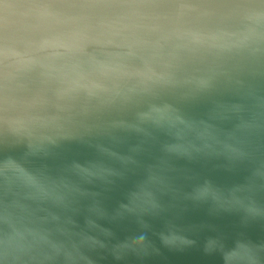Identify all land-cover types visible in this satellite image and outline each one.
I'll return each mask as SVG.
<instances>
[{
    "label": "clouds",
    "instance_id": "9594fccd",
    "mask_svg": "<svg viewBox=\"0 0 264 264\" xmlns=\"http://www.w3.org/2000/svg\"><path fill=\"white\" fill-rule=\"evenodd\" d=\"M92 5L33 0L41 24L63 22L69 52L97 39L102 20ZM16 8L4 4L5 16ZM264 19V11L249 9ZM48 37H37L43 47ZM158 76L140 86L110 91L91 114L71 106L56 111L0 107V136L17 154L0 166V264H128L160 247L197 243L223 264H264V244L242 234L202 238L184 221L189 206L210 215L264 220V161L253 166V121L222 131L211 121L238 108L214 104L208 119L182 105L206 92L207 79ZM166 90L172 92L166 96ZM68 145L77 151L69 154ZM247 162V163H246ZM222 169L227 178L213 174Z\"/></svg>",
    "mask_w": 264,
    "mask_h": 264
},
{
    "label": "water",
    "instance_id": "95a60500",
    "mask_svg": "<svg viewBox=\"0 0 264 264\" xmlns=\"http://www.w3.org/2000/svg\"><path fill=\"white\" fill-rule=\"evenodd\" d=\"M33 0H0V107L17 112L32 107L56 111L71 106L91 114L110 91L140 86L158 76L189 81L207 79L211 87L182 105L190 116L208 119L214 104L238 108L215 123L222 131L253 121L264 111V19L247 11H264V0H53L92 5L85 9L102 20L97 39L83 48L64 46L63 22L39 23L28 5ZM4 4L16 8L5 16ZM48 37L43 47L37 37ZM172 92L166 90V96ZM0 136V166L17 154ZM253 166L264 161V128L250 136ZM69 154L77 151L68 145ZM247 163V162H246ZM227 178L222 169L213 173ZM184 221L201 227L200 237L242 234L264 244V220L241 224L238 216L210 215L206 206H189ZM128 264H223L221 255L199 241L180 248L160 247Z\"/></svg>",
    "mask_w": 264,
    "mask_h": 264
}]
</instances>
